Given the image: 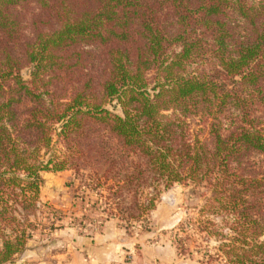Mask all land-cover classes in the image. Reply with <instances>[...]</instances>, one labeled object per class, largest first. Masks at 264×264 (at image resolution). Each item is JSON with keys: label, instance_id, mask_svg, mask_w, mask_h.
Returning a JSON list of instances; mask_svg holds the SVG:
<instances>
[{"label": "trees", "instance_id": "16d2710c", "mask_svg": "<svg viewBox=\"0 0 264 264\" xmlns=\"http://www.w3.org/2000/svg\"><path fill=\"white\" fill-rule=\"evenodd\" d=\"M62 170L127 231L191 185L201 261L264 264V0H0V264H31L41 172Z\"/></svg>", "mask_w": 264, "mask_h": 264}, {"label": "rangeland", "instance_id": "374dc122", "mask_svg": "<svg viewBox=\"0 0 264 264\" xmlns=\"http://www.w3.org/2000/svg\"><path fill=\"white\" fill-rule=\"evenodd\" d=\"M28 70L22 74L27 77ZM113 105H108L111 108ZM115 111L119 112L118 107ZM191 129L201 138L205 130L197 119H190ZM56 148H61L57 144ZM87 174V171H85ZM38 220L46 228H37L27 240L24 249L15 255L17 263L31 264H211L202 262L196 248H202L208 239L197 231L196 209L202 203L198 190L178 183L162 190L155 208L147 217V230L127 231L114 218H107L93 202L97 197L88 190L79 191L81 181L72 170L42 171ZM78 189V190H77ZM150 189L144 190L141 202H146ZM89 194L90 203L78 195ZM53 213L55 227H49ZM191 216L188 232L189 248L179 254L171 240V230L184 218Z\"/></svg>", "mask_w": 264, "mask_h": 264}]
</instances>
